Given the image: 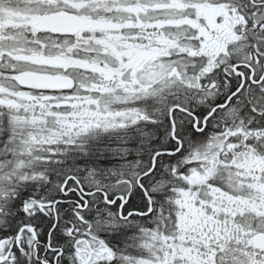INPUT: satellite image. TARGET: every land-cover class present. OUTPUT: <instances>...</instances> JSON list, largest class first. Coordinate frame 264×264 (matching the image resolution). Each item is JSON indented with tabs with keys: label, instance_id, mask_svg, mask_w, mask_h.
<instances>
[{
	"label": "snow or ice",
	"instance_id": "snow-or-ice-1",
	"mask_svg": "<svg viewBox=\"0 0 264 264\" xmlns=\"http://www.w3.org/2000/svg\"><path fill=\"white\" fill-rule=\"evenodd\" d=\"M0 264H264V0H0Z\"/></svg>",
	"mask_w": 264,
	"mask_h": 264
}]
</instances>
